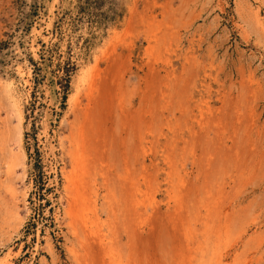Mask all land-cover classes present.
I'll list each match as a JSON object with an SVG mask.
<instances>
[{
  "label": "rangeland",
  "instance_id": "1",
  "mask_svg": "<svg viewBox=\"0 0 264 264\" xmlns=\"http://www.w3.org/2000/svg\"><path fill=\"white\" fill-rule=\"evenodd\" d=\"M110 1L0 0V264H264V0Z\"/></svg>",
  "mask_w": 264,
  "mask_h": 264
},
{
  "label": "trees",
  "instance_id": "2",
  "mask_svg": "<svg viewBox=\"0 0 264 264\" xmlns=\"http://www.w3.org/2000/svg\"><path fill=\"white\" fill-rule=\"evenodd\" d=\"M107 1L108 0H74L68 8L61 9L56 14V20L53 23L51 34L60 38L63 28L72 26V24H76L77 22H84L88 29L87 37L83 40V49L86 51L94 37V31L104 29L105 26L113 20L111 7L112 2L109 0L108 8H103ZM32 7L33 9L30 10V13L25 15V18L35 17L36 10L34 9V5ZM55 47V45L47 46L41 43L40 49L37 53L38 60L36 62L31 61L33 66V83L35 89H37L46 80L52 82L53 76L56 75L59 70L62 74L64 73L63 77L65 78L63 81L65 84L63 87L66 89V73L70 70V68H72V66H70L69 63H65L60 66V57L57 55ZM52 64L53 69H51ZM27 135L28 133H24V138H27Z\"/></svg>",
  "mask_w": 264,
  "mask_h": 264
}]
</instances>
